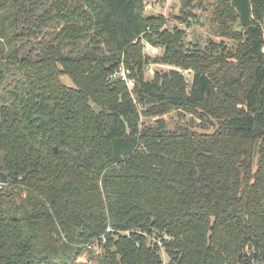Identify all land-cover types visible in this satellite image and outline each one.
Segmentation results:
<instances>
[{
  "label": "trees",
  "instance_id": "1",
  "mask_svg": "<svg viewBox=\"0 0 264 264\" xmlns=\"http://www.w3.org/2000/svg\"><path fill=\"white\" fill-rule=\"evenodd\" d=\"M179 1L0 0V264H264V0Z\"/></svg>",
  "mask_w": 264,
  "mask_h": 264
},
{
  "label": "rangeland",
  "instance_id": "2",
  "mask_svg": "<svg viewBox=\"0 0 264 264\" xmlns=\"http://www.w3.org/2000/svg\"><path fill=\"white\" fill-rule=\"evenodd\" d=\"M146 2H148L151 6L150 9L148 10L147 14L149 15H157L160 13H163L164 15H166L167 18V22L166 25L167 27H169L170 29L174 28L177 24L182 25L184 27H187V41H199L202 44L206 43V40L208 37H215L216 39H219L218 36H215L212 34L211 31V24H209V15L210 12H204L203 13V24H199L196 20H193L192 23H190L191 25L188 26V24H180L178 22V19L176 17L177 13H179V6H180V1L179 0H164L162 3H160L159 0H145ZM214 1V0H212ZM229 41V45L231 47H233V49L236 47L237 42L235 40H228ZM188 76L191 77V75L188 73ZM68 82L69 79H67ZM171 115L174 114H170L167 115V119L171 118ZM176 116V115H175ZM177 118V117H176ZM172 121V120H171ZM219 121H215V124L218 125ZM174 127V126H173ZM214 129H211L210 131H213ZM209 131V132H210ZM89 250L91 251H87L85 252L80 258L78 257L75 260V264H102V262H100V253H101V246H96L93 248H90ZM164 261L166 262L167 257L163 256ZM168 261V260H167Z\"/></svg>",
  "mask_w": 264,
  "mask_h": 264
},
{
  "label": "built area",
  "instance_id": "3",
  "mask_svg": "<svg viewBox=\"0 0 264 264\" xmlns=\"http://www.w3.org/2000/svg\"><path fill=\"white\" fill-rule=\"evenodd\" d=\"M150 4L148 2L145 1L144 3V8H145V13L148 12V10L150 9ZM166 16V15H165ZM148 31L151 32V28H148ZM147 31V32H148ZM146 33L144 32V34L140 35L138 39H141V42L143 43V52H144V56L145 58L148 60L147 63V70H148V74L149 75H153L155 73V69L157 67H164V68H174L173 66L164 64V63H157L154 62L152 58H155L157 56H161V54L164 53L165 48L161 45H157L155 42L151 41L149 38L146 37L145 35ZM136 39V40H138ZM177 70H179L181 73L187 75L189 73L188 70L185 69H181L178 68ZM131 69L130 67H127L125 62L123 61L112 73L110 77L119 79L123 82L126 83L127 88L130 90V92L132 93L135 101H136V94L134 93V89L136 86V78L134 76L131 75ZM2 184L0 182V186H2ZM156 233L154 235H152V238L154 241H156L158 244H160L162 246V256H166L165 254V250H164V246L162 244L161 239H156ZM106 240V237L102 238V242H104ZM90 248L99 246L98 242H94L93 244H89L88 245ZM252 264H262L261 260H257V259H253Z\"/></svg>",
  "mask_w": 264,
  "mask_h": 264
},
{
  "label": "water",
  "instance_id": "4",
  "mask_svg": "<svg viewBox=\"0 0 264 264\" xmlns=\"http://www.w3.org/2000/svg\"><path fill=\"white\" fill-rule=\"evenodd\" d=\"M159 1L160 3H162L164 0H159ZM201 20L203 21V18H201ZM189 87L190 88L192 87V81H189ZM92 108L94 111H97L98 113L102 112V108L98 104L93 105ZM173 128H175V126ZM6 181H7L6 177L4 176L2 172H0V182L6 183Z\"/></svg>",
  "mask_w": 264,
  "mask_h": 264
},
{
  "label": "crops",
  "instance_id": "5",
  "mask_svg": "<svg viewBox=\"0 0 264 264\" xmlns=\"http://www.w3.org/2000/svg\"><path fill=\"white\" fill-rule=\"evenodd\" d=\"M264 22V21H263Z\"/></svg>",
  "mask_w": 264,
  "mask_h": 264
}]
</instances>
